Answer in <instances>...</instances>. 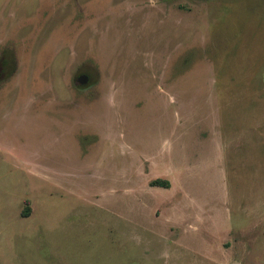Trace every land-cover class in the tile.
<instances>
[{"label":"rangeland","instance_id":"1","mask_svg":"<svg viewBox=\"0 0 264 264\" xmlns=\"http://www.w3.org/2000/svg\"><path fill=\"white\" fill-rule=\"evenodd\" d=\"M0 264H264V0H0Z\"/></svg>","mask_w":264,"mask_h":264},{"label":"trees","instance_id":"2","mask_svg":"<svg viewBox=\"0 0 264 264\" xmlns=\"http://www.w3.org/2000/svg\"><path fill=\"white\" fill-rule=\"evenodd\" d=\"M151 185L152 186H162V187H165V188H169L170 187V182L168 180H165V179H156V180H153L151 182ZM30 211L29 208L26 209L25 211V214H28Z\"/></svg>","mask_w":264,"mask_h":264}]
</instances>
